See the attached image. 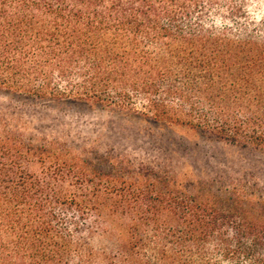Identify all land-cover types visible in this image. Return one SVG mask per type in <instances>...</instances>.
I'll return each mask as SVG.
<instances>
[{"label":"trees","instance_id":"trees-1","mask_svg":"<svg viewBox=\"0 0 264 264\" xmlns=\"http://www.w3.org/2000/svg\"><path fill=\"white\" fill-rule=\"evenodd\" d=\"M263 2L0 0V92L264 152ZM0 264H264V195L4 125Z\"/></svg>","mask_w":264,"mask_h":264},{"label":"rangeland","instance_id":"rangeland-1","mask_svg":"<svg viewBox=\"0 0 264 264\" xmlns=\"http://www.w3.org/2000/svg\"><path fill=\"white\" fill-rule=\"evenodd\" d=\"M260 11L264 14V2ZM4 125L36 143L57 141L86 156L104 155L134 167L209 182L213 190L240 186L264 195V152L218 142L182 127L83 102L52 103L0 92V130ZM93 242L103 248L110 239L96 235Z\"/></svg>","mask_w":264,"mask_h":264}]
</instances>
